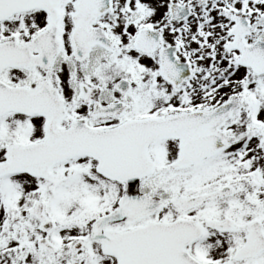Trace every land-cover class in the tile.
Segmentation results:
<instances>
[{"label":"snow or ice","instance_id":"snow-or-ice-1","mask_svg":"<svg viewBox=\"0 0 264 264\" xmlns=\"http://www.w3.org/2000/svg\"><path fill=\"white\" fill-rule=\"evenodd\" d=\"M0 264H264V0H0Z\"/></svg>","mask_w":264,"mask_h":264}]
</instances>
